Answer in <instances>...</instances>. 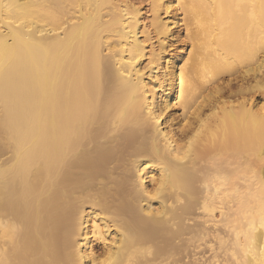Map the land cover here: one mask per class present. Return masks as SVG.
<instances>
[{"label":"bare ground","instance_id":"6f19581e","mask_svg":"<svg viewBox=\"0 0 264 264\" xmlns=\"http://www.w3.org/2000/svg\"><path fill=\"white\" fill-rule=\"evenodd\" d=\"M148 1L0 0V264H264V0Z\"/></svg>","mask_w":264,"mask_h":264},{"label":"rangeland","instance_id":"374dc122","mask_svg":"<svg viewBox=\"0 0 264 264\" xmlns=\"http://www.w3.org/2000/svg\"><path fill=\"white\" fill-rule=\"evenodd\" d=\"M114 3L117 5V4H119L120 6H118V7H122L121 9H127V10H129V11H139L140 10V14H141V21H142V23L143 24H141V30H144V31H146V32H148L147 34L150 36V38H151V42L150 43H148V46H147V48H146V53H147V55H149L148 53H149V51L151 50V51H154V52H156V51H158V49H159V44H158V42H157V39H156V36H155V34L153 33V31H152V29L150 28V22H151V18H152V13H151V11H150V3H149V1L148 0H114ZM122 5V6H121ZM125 7V8H124ZM129 8V9H128ZM160 17H161V19L162 20H165V18L167 17L165 14H160ZM142 26H144V27H142ZM146 29V30H145ZM143 35L144 34H142V36H141V39L143 38ZM145 36V35H144ZM144 39V38H143ZM142 39V40H143ZM170 44H172L170 41L169 42H167V44H165V50L164 51H162V56L164 57V61L168 58V56L170 55V54H172V53H175V52H177L175 49H173V50H171L172 48H169V45ZM151 47V48H150ZM176 47H180L178 44H176ZM150 51V52H151ZM146 59L147 58H144L143 59V65H145V63L147 62L146 61ZM159 74H160V72H158V76H159ZM231 85H232V89L233 90H235V89H238L239 87H246L247 85L245 84V83H242V82H239V81H233L232 83H231ZM245 97L246 98H249V99H251V102L255 105V107H254V110H257V109H259V108H263V110H264V90L261 88H259V91H255V92H252V94H248V95H245ZM236 99H238L237 97H235V96H231V97H229V93L228 92H223V95H222V101H225V102H232V103H234L235 102V100ZM238 109H235L234 111H237ZM206 115L207 116H209L210 115V112L207 110L206 111ZM219 116H220V113H219ZM218 116V117H219ZM146 182H148L147 180H146ZM148 184V183H147ZM196 212V213H195ZM200 214L199 213V211H197V210H195L194 211V214H196V215H198V214ZM193 214V212H192V214H190V215H194ZM190 215H187L188 217L187 218H190ZM196 215H194L192 218H193V221L194 222H199V220H201L199 217L200 216H197L198 217V219H197V217H196ZM217 215V214H216ZM196 217V218H195ZM197 219V220H196ZM192 220H191V218L188 220V219H186V224H188V225H190V224H194V222H193ZM193 222V223H192ZM175 228V227H174ZM218 229H220V228H218ZM175 230H177L176 228H175ZM175 230H173V231H175ZM184 237H186V236H184ZM164 239V238H163ZM162 239V240H163ZM169 240V239H168ZM178 240V239H177ZM179 242H181L180 240H178ZM178 241H176V239H175V241L173 240L172 242L170 241H168L169 242V244H172L171 245V247H172V255H174V257H176V258H174L176 261H180V260H182L181 258H182V256L180 255L181 253L183 254V252H181V251H184V250H181V248L179 247V245L181 246V247H183V243H179ZM163 242V241H162ZM176 242V243H175ZM164 243H165V240H164ZM178 243V244H177ZM201 243V242H200ZM203 243V242H202ZM201 243V245L202 246H204V245H206L205 243L204 244H202ZM162 244V243H161ZM177 244V245H176ZM92 245L95 247V246H98L97 245V243L96 242H93L92 243ZM164 245L165 244H163V247H164ZM174 246H176L175 248L176 249H174ZM180 248V252L178 251L179 250V248ZM207 246V245H206ZM170 247V246H169ZM168 247V248H169ZM170 247V248H171ZM167 248V249H168ZM96 249V248H95ZM198 249H200V248H198ZM197 249V250H198ZM188 250V251H187ZM187 250H185V251H187V252H184V254L186 253H188L187 254V259L186 258H183V260L184 261H188L187 263H189V260H190V258L192 257V254H193V259L195 258L196 260H197V258L196 257H199V259L201 260V258H204L205 256L207 257V258H209V255H210V257L212 256V254L210 253L211 251H209L208 250V248L206 247V250L204 249V247H202L201 248V251H203V252H198L201 256H204V257H201L200 258V256H198L196 253L194 254V253H192L191 254V257L190 258H188V256L190 255V253H189V249H187ZM162 251H164V250H162ZM169 250H167V252H168ZM191 251H193L194 252V250H191V248H190V252ZM196 251V250H195ZM209 251V252H208ZM175 254H177V255H175ZM177 252V253H176ZM205 252V253H204ZM206 252H207V254H206ZM170 253H171V251H170ZM180 253V254H179ZM209 254V255H208ZM178 255H179V257H178ZM196 255V257H194ZM208 255V256H207ZM206 257H205V260H208V259H206ZM179 258V259H178ZM198 259V260H199ZM218 259H220L221 260V257L220 256H218ZM191 260H192V258H191ZM200 260H199V262H200ZM203 260L204 259H202L201 260V262L203 263ZM200 262V263H201ZM180 263L182 264V261H180ZM180 263H178V264H180ZM184 263V262H183Z\"/></svg>","mask_w":264,"mask_h":264},{"label":"snow or ice","instance_id":"6c2138e0","mask_svg":"<svg viewBox=\"0 0 264 264\" xmlns=\"http://www.w3.org/2000/svg\"><path fill=\"white\" fill-rule=\"evenodd\" d=\"M102 264H104V262H102Z\"/></svg>","mask_w":264,"mask_h":264}]
</instances>
